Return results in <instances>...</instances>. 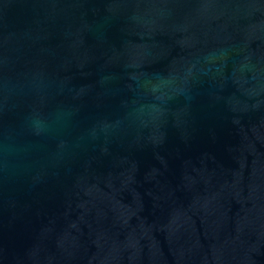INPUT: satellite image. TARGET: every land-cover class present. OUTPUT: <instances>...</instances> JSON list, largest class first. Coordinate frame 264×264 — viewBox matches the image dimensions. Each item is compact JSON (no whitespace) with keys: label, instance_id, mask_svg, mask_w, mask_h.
<instances>
[{"label":"water","instance_id":"obj_1","mask_svg":"<svg viewBox=\"0 0 264 264\" xmlns=\"http://www.w3.org/2000/svg\"><path fill=\"white\" fill-rule=\"evenodd\" d=\"M0 264H264V0H0Z\"/></svg>","mask_w":264,"mask_h":264}]
</instances>
